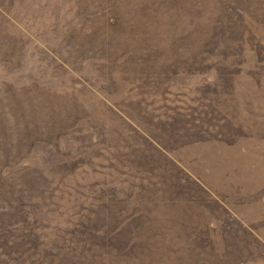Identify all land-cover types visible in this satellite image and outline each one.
<instances>
[{"label":"rangeland","instance_id":"obj_1","mask_svg":"<svg viewBox=\"0 0 264 264\" xmlns=\"http://www.w3.org/2000/svg\"><path fill=\"white\" fill-rule=\"evenodd\" d=\"M69 1L0 0V90L39 83L66 121L79 120L59 152L45 159L42 145L5 167L12 178L43 169L48 186L31 193L35 206L22 215L40 254L0 250V264L66 258L65 245L75 246L69 221L97 208L94 198L114 196L135 224L159 233L166 262L264 264V0H202L209 30L236 20L246 39L208 65L188 62L182 36L194 17L182 0H115L126 36L103 55L85 46L94 35ZM153 43L183 62L145 65Z\"/></svg>","mask_w":264,"mask_h":264},{"label":"trees","instance_id":"obj_2","mask_svg":"<svg viewBox=\"0 0 264 264\" xmlns=\"http://www.w3.org/2000/svg\"><path fill=\"white\" fill-rule=\"evenodd\" d=\"M11 1L15 2V0ZM90 1L70 0L68 4H72L70 8L78 17L84 12V21L81 22L82 30L85 34L87 32L88 36L94 35L88 39L85 46L87 48L94 46L103 55L104 51L115 50V44H123L121 39H125L126 33L121 27L124 23L118 13V4L115 0ZM182 4L184 8L192 10L194 17L193 29H188V32L182 36L185 38L183 46L185 45L190 50L193 49V56L188 62L208 65V62L214 58H230L232 55L228 49L233 45L239 50L245 47V33L238 29L240 25L236 20L232 22L226 20L223 22L226 24H222L220 30L218 25L212 32V29L209 30L204 24L205 14L201 9L202 0H182ZM232 7L229 6L228 9L233 10ZM92 22L97 24V30L93 28L94 34ZM145 23H147L146 20ZM2 29L0 26V30ZM130 44L124 49V58H127L133 50ZM153 45L155 49L148 50L140 60L145 65H180L183 62L182 59H178V56L175 57L176 59H164V48H161V44L153 43ZM199 45L200 48L202 47L201 50H198ZM144 50L147 51V49ZM9 51L10 55L15 54L14 47H11ZM1 88L0 200L2 199L1 204L6 203V205H0V250L6 252L7 256L15 254L22 258L34 253L40 254L36 251L38 243L29 240L28 236L23 235L22 232L23 229L28 230L34 228L35 225L26 226L22 215L25 204L31 203L33 207L35 206V202H29L31 193L43 192V189L48 186L46 171L34 169L33 166L25 167L27 171L23 176L12 178L4 174L5 167L7 168V165L12 162H19L23 156L34 153L33 151L42 145L49 146L44 148L49 152L45 155V159L51 155V148L59 152L58 146L62 142V136L70 128L76 127L79 120L66 121L64 106L54 102L51 97L44 96V87L39 83H31L22 88L10 85ZM75 114L78 118L82 116L78 112ZM105 128L104 134L108 133ZM146 138L143 136L141 139L146 140ZM62 166L65 167V159ZM121 201L127 204L126 200L115 196L107 199L105 197L94 198L97 208L89 210L87 215L79 217L77 221H69L68 224L72 223L73 226L65 229V231L75 232L73 242H68L75 246L65 245L67 257L60 254L58 257H53L52 261L45 258L42 264H56L53 261L56 258L59 260L57 264H206V261L195 263L192 260L177 262L176 258L167 259L166 262V259L158 252L160 247L156 237L159 233L141 224H135V214L126 213L117 208V202ZM141 218L139 216V219ZM112 237L115 241L111 240ZM9 261L6 264H11V259ZM40 261L36 259L33 263L39 264Z\"/></svg>","mask_w":264,"mask_h":264}]
</instances>
